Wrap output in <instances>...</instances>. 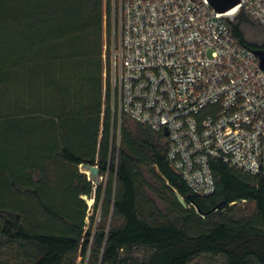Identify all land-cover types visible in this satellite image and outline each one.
Segmentation results:
<instances>
[{
  "label": "trees",
  "instance_id": "trees-1",
  "mask_svg": "<svg viewBox=\"0 0 264 264\" xmlns=\"http://www.w3.org/2000/svg\"><path fill=\"white\" fill-rule=\"evenodd\" d=\"M115 16L113 0H0V264H264V176L212 158L215 191L191 190L168 135L120 111ZM227 22L264 49L245 10Z\"/></svg>",
  "mask_w": 264,
  "mask_h": 264
},
{
  "label": "built area",
  "instance_id": "built-area-1",
  "mask_svg": "<svg viewBox=\"0 0 264 264\" xmlns=\"http://www.w3.org/2000/svg\"><path fill=\"white\" fill-rule=\"evenodd\" d=\"M234 9L219 12L209 0L118 5L110 76L120 111L168 129L171 166L201 195L215 191L212 158L264 176V70L227 22L243 9L264 27V0Z\"/></svg>",
  "mask_w": 264,
  "mask_h": 264
},
{
  "label": "water",
  "instance_id": "water-1",
  "mask_svg": "<svg viewBox=\"0 0 264 264\" xmlns=\"http://www.w3.org/2000/svg\"><path fill=\"white\" fill-rule=\"evenodd\" d=\"M210 3L212 4V6L219 12H229L232 9L236 8L238 6V4L240 3V0H209ZM259 58L260 61V65L262 67V69L264 70V49H257L253 51ZM165 134L168 135V129H165ZM82 168L88 170L89 173V179L94 181L96 184L100 183V169L99 166L96 164H82L81 165ZM180 202L184 205L187 206V202L185 201V199L183 198V196L181 194H179L178 192H176ZM83 198L85 200L88 199L87 195H83Z\"/></svg>",
  "mask_w": 264,
  "mask_h": 264
},
{
  "label": "rangeland",
  "instance_id": "rangeland-1",
  "mask_svg": "<svg viewBox=\"0 0 264 264\" xmlns=\"http://www.w3.org/2000/svg\"><path fill=\"white\" fill-rule=\"evenodd\" d=\"M115 2H116V5H119V0H113V4H115ZM115 18H117L118 19V16H115ZM115 18H114V20H115ZM117 22V21H116ZM119 27H118V24H117V26H116V34H115V31H113L112 32V35H111V40H110V49H111V52L110 53H112V50H113V45H114V43L117 45L118 44V42H119ZM109 39V38H108ZM109 41V40H108ZM109 47V46H108ZM108 54V56H109V52L107 53ZM113 56H114V54H113ZM105 57H106V54H105ZM111 59V58H110ZM106 60V59H105ZM105 76H106V74H105ZM80 170L81 171H83V172H85V173H87V175L89 176V171L88 170H86V169H84V168H82V167H80ZM107 177H108V175L107 174H104V175H102L101 174V176H100V178H99V180H100V182H101V184H103L105 181H106V179H107ZM94 184H95V182H94ZM96 187V186H95ZM86 202H87V204L89 205V211H88V215H87V218H86V221L88 222V224H90L91 222H92V216H94L95 215V210H94V202H95V199H94V197H88V199L86 200ZM98 217H99V214L97 215ZM200 264H209L208 263V259L206 258V257H202L201 259H200ZM219 259L218 260H216L214 263H216V264H218L219 263Z\"/></svg>",
  "mask_w": 264,
  "mask_h": 264
},
{
  "label": "bare ground",
  "instance_id": "bare-ground-1",
  "mask_svg": "<svg viewBox=\"0 0 264 264\" xmlns=\"http://www.w3.org/2000/svg\"><path fill=\"white\" fill-rule=\"evenodd\" d=\"M235 9H232L230 12H233Z\"/></svg>",
  "mask_w": 264,
  "mask_h": 264
}]
</instances>
